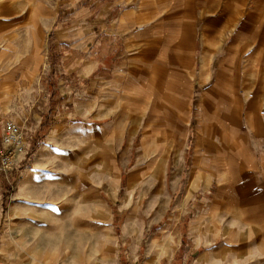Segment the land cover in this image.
I'll return each mask as SVG.
<instances>
[{
    "label": "rangeland",
    "instance_id": "374dc122",
    "mask_svg": "<svg viewBox=\"0 0 264 264\" xmlns=\"http://www.w3.org/2000/svg\"><path fill=\"white\" fill-rule=\"evenodd\" d=\"M9 120L26 150L0 171V264H147L156 240L195 264L211 197L261 195L264 0H0V140Z\"/></svg>",
    "mask_w": 264,
    "mask_h": 264
},
{
    "label": "crops",
    "instance_id": "0c3cea01",
    "mask_svg": "<svg viewBox=\"0 0 264 264\" xmlns=\"http://www.w3.org/2000/svg\"><path fill=\"white\" fill-rule=\"evenodd\" d=\"M127 41L129 44L131 38H129ZM104 85H106V83H104ZM88 129L87 140L91 142V125H89ZM92 140H95V137H93ZM46 143L48 145L51 144L50 142ZM40 154L41 151H39L38 156ZM37 160L39 162L40 158H35V161L31 165L32 169L30 173L25 174L23 178L27 189L35 188V186L32 184L34 177L30 174H33L37 171ZM249 189H251L253 192H255L257 189L260 190V197L254 196L246 198L245 200L248 199V203L245 204L244 202V205L236 207L228 206V202H226L225 205L220 206L218 200L219 197H211L210 210L213 214L210 215L215 216L214 220H211V222L213 221V225L212 227L211 225L208 227L204 224H201L200 227L196 226L195 232L194 227L189 228L190 234L186 236V252L188 253L186 255V252L184 253L185 258L183 262L187 263L191 260V262L195 264H214L217 262L229 261V256L234 257L237 255L240 257L247 254L248 262L252 260V258H256L259 262L264 263V179L258 180L256 184ZM26 192L28 193H21V195L24 194L25 196L22 195L20 198L24 199L26 206H30L35 196L30 193L33 191ZM37 204V202H34L30 207L36 206ZM61 213L63 214L66 212L62 211L61 208ZM225 214L228 218L220 217ZM225 219H228V221L231 222L229 223L227 221V223H225ZM201 232L211 234L208 236L212 244H210V247L206 252H203V250L197 245V243L199 245L201 243L200 240H198L202 236ZM165 241L167 242V240H164L163 243H165ZM168 241L170 242V240ZM156 243H158L157 240L154 241V244L151 248L150 255L147 258V264H175L176 251L170 253V256H168V252L165 250V248ZM256 247L258 248V256L250 258L251 255L256 253ZM84 255L85 254H83L82 257L85 262ZM106 258V250L103 249L98 259L102 262H105ZM86 259H88L87 262L90 263V258Z\"/></svg>",
    "mask_w": 264,
    "mask_h": 264
},
{
    "label": "built area",
    "instance_id": "2783aa9c",
    "mask_svg": "<svg viewBox=\"0 0 264 264\" xmlns=\"http://www.w3.org/2000/svg\"><path fill=\"white\" fill-rule=\"evenodd\" d=\"M26 141L21 127L7 121L0 140V171L9 173L17 166V156L25 153Z\"/></svg>",
    "mask_w": 264,
    "mask_h": 264
}]
</instances>
